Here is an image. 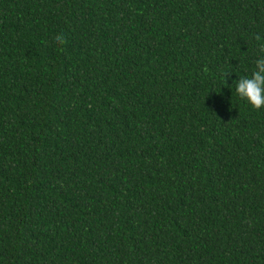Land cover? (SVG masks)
Returning a JSON list of instances; mask_svg holds the SVG:
<instances>
[{
    "label": "trees",
    "instance_id": "1",
    "mask_svg": "<svg viewBox=\"0 0 264 264\" xmlns=\"http://www.w3.org/2000/svg\"><path fill=\"white\" fill-rule=\"evenodd\" d=\"M0 264H264V0H0Z\"/></svg>",
    "mask_w": 264,
    "mask_h": 264
}]
</instances>
